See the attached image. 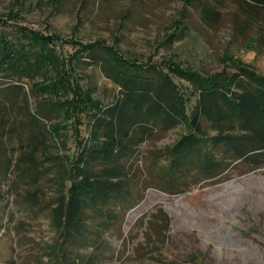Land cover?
<instances>
[{
  "label": "trees",
  "instance_id": "obj_1",
  "mask_svg": "<svg viewBox=\"0 0 264 264\" xmlns=\"http://www.w3.org/2000/svg\"><path fill=\"white\" fill-rule=\"evenodd\" d=\"M217 1L187 3L210 25ZM232 2L238 19L254 28L264 0ZM6 30L0 28V68L11 77L0 83V230L9 206L32 218L44 215L55 232L47 264L101 263L107 236L122 223L128 203L142 198L136 190L143 184L145 190L175 194L189 178L214 179L236 165L248 171L264 167V74L240 63L214 74L179 71L187 82L181 88L160 66L130 59L102 41L64 40L21 25ZM28 66L40 79L63 86L71 82V71L96 67L115 88L104 103L80 97L75 108L86 128L84 135L73 128L71 153L49 152L60 145V126L45 127L53 111L41 103L34 113L25 106ZM56 89L55 100L58 91L76 98L72 90ZM177 127L183 133L161 149L156 162H142L140 171L142 145ZM13 144L15 153L9 154Z\"/></svg>",
  "mask_w": 264,
  "mask_h": 264
},
{
  "label": "rangeland",
  "instance_id": "obj_2",
  "mask_svg": "<svg viewBox=\"0 0 264 264\" xmlns=\"http://www.w3.org/2000/svg\"><path fill=\"white\" fill-rule=\"evenodd\" d=\"M213 8L217 18L206 25L187 0H0V28L8 32L21 25L64 40L102 41L130 59L160 66L181 88L187 82L179 71L214 74L240 63L264 74L263 11L258 10L255 27L248 28L232 0H218ZM26 69L32 74L23 80L26 108L34 113L41 103L53 111L43 120L45 127L60 126V145L49 152L71 153L73 128L83 135L86 128L75 108L80 97L104 103L114 95V86L91 66L71 71V82L64 86L54 78L40 79L33 66ZM5 75L11 77L0 68V83L7 81ZM53 89L72 90L76 98L58 91L55 100ZM183 131L177 127L143 144L139 170L142 162H156L161 149ZM13 146L7 147L9 154L15 153ZM187 180L175 194L141 185L136 192L142 198L128 203L98 264H264V167L248 171L236 165L214 179ZM7 215L0 230V264H47L55 232L46 217L32 218L12 206Z\"/></svg>",
  "mask_w": 264,
  "mask_h": 264
}]
</instances>
